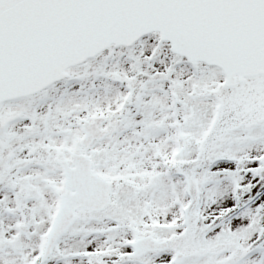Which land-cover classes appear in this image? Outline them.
Listing matches in <instances>:
<instances>
[{
	"label": "snow or ice",
	"instance_id": "6c2138e0",
	"mask_svg": "<svg viewBox=\"0 0 264 264\" xmlns=\"http://www.w3.org/2000/svg\"><path fill=\"white\" fill-rule=\"evenodd\" d=\"M0 264H264V0H0Z\"/></svg>",
	"mask_w": 264,
	"mask_h": 264
}]
</instances>
